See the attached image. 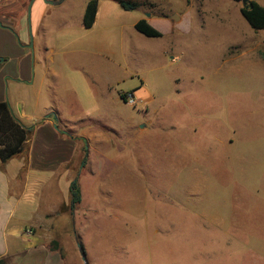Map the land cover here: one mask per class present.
<instances>
[{
    "label": "rangeland",
    "instance_id": "obj_1",
    "mask_svg": "<svg viewBox=\"0 0 264 264\" xmlns=\"http://www.w3.org/2000/svg\"><path fill=\"white\" fill-rule=\"evenodd\" d=\"M29 1L14 13L22 20L16 34L0 28V56L8 58L0 64V101L40 114L52 87L63 114L106 113L107 89L87 73L90 50L109 61L113 77L136 70L113 85L108 101L144 84L150 103L109 102L116 117L106 113V125L124 135L114 132L110 147L95 151L76 140L69 167L80 203L70 210L68 197L31 230L36 240L22 242L49 243L67 264H264V29L249 26L242 2L123 0L136 4L124 10L97 0L98 23L87 30V0H50L46 30L33 38ZM147 16L184 26L173 36L171 65L157 52L169 40L166 20L151 19L163 39H149L146 55L132 53L140 43L129 31Z\"/></svg>",
    "mask_w": 264,
    "mask_h": 264
},
{
    "label": "crops",
    "instance_id": "obj_2",
    "mask_svg": "<svg viewBox=\"0 0 264 264\" xmlns=\"http://www.w3.org/2000/svg\"><path fill=\"white\" fill-rule=\"evenodd\" d=\"M20 1L23 0H0V28L6 30L10 36L12 33H17L22 21L21 18L14 17L15 12L19 14ZM50 6L43 2V0H33L29 13L33 38L38 34L43 36L42 34L46 30ZM96 15L91 27L85 28L82 23L84 29L92 30L97 26L98 20ZM153 18L166 20L169 24V29L165 34V37L169 36V40L165 45H160L157 52L166 61L167 65H171L175 60L170 55L173 53L175 46L173 36L176 33L180 34L181 31L184 33V26H180V22L173 24L169 19L164 17L147 16L145 20L153 28H156L159 24L151 22ZM137 21L132 24L133 27ZM134 31H129V33L133 39L140 43V46L137 45V47L133 48L134 52H132L137 58L140 57V54L146 55L148 53L146 48L148 49L147 45L151 42L149 39L152 37L143 35L144 38H140L139 35L142 34L137 32L135 28ZM163 36L164 34L161 33L160 37L155 38L163 39ZM8 38L13 43V38ZM142 44L145 48L141 47L143 46ZM48 53L49 55L47 54L48 56L45 58L51 60V52ZM84 53L86 54V58L91 59L89 70H87L88 76L91 80L96 79L98 82L103 83L107 89V98L102 102V108L106 113L110 112V117L114 120L116 116L113 111L112 114L109 110V102L113 103V105H115V102L125 103L120 97L121 93L118 94L117 98L113 96L112 101H108V97H110L109 91L119 80L136 73V70L134 68H131V70L124 69L123 75H127L124 77L123 75L113 77L114 69L107 63L109 61H96L92 57L95 53L90 50H86ZM168 56L171 58V61L166 60ZM7 61L8 58L0 56V64H4ZM46 71L51 75L54 74L51 69L47 68ZM94 83L97 84L96 81ZM143 88L144 84H141L140 87L133 90V94L138 104L146 108L150 103V99L147 98V93L142 91L144 90ZM49 89L53 98L48 107L44 108L40 114L37 112H27L24 102L15 101L14 103H9L6 101L14 118L24 127L31 128V132L20 155L10 159L5 164H1L0 162L1 264H67L63 258L51 255V252L47 250L50 247L49 243H36L35 241L31 244V241L28 240V243H25L22 242V238L34 237L31 235V230L34 227L40 225L42 220L45 221L47 216L56 213L61 203L67 205L69 185L71 183L69 163L79 154V145L76 140L82 139L83 141H88L89 150L95 151V147L101 144H106V146L110 147V141L107 137L116 135L115 133L124 135L125 130L112 126L115 124L106 125L108 122L105 119V112L84 118L63 114L61 107L57 103L59 98L55 95L52 87ZM150 123L151 121L145 122L146 125H150ZM76 127L79 129H76ZM137 128L144 129L145 125ZM83 151L84 153L88 151L86 146L83 147ZM51 223V220H48V224L51 225ZM22 244L28 246L26 250L25 247L22 249ZM39 250L44 251L45 254L37 256Z\"/></svg>",
    "mask_w": 264,
    "mask_h": 264
},
{
    "label": "trees",
    "instance_id": "obj_3",
    "mask_svg": "<svg viewBox=\"0 0 264 264\" xmlns=\"http://www.w3.org/2000/svg\"><path fill=\"white\" fill-rule=\"evenodd\" d=\"M122 9L134 10L136 4L123 0H115ZM235 2L241 0H233ZM97 0H89L86 3L82 23L85 28L91 27L97 11ZM241 16L246 20L253 30L264 29V7L254 1H250L247 8H240ZM134 28L146 37H160L161 33L149 25L145 19L138 20ZM122 98L123 96L120 95ZM31 132V128L24 127L11 113L6 101L0 102V162L7 163L10 159L20 155L25 147V142ZM86 155V151H85ZM81 201L80 188L76 180L69 185V209L73 210ZM1 264V262H0Z\"/></svg>",
    "mask_w": 264,
    "mask_h": 264
},
{
    "label": "built area",
    "instance_id": "obj_4",
    "mask_svg": "<svg viewBox=\"0 0 264 264\" xmlns=\"http://www.w3.org/2000/svg\"><path fill=\"white\" fill-rule=\"evenodd\" d=\"M122 100L130 106H136L137 99L133 92H127L122 94Z\"/></svg>",
    "mask_w": 264,
    "mask_h": 264
},
{
    "label": "water",
    "instance_id": "obj_5",
    "mask_svg": "<svg viewBox=\"0 0 264 264\" xmlns=\"http://www.w3.org/2000/svg\"><path fill=\"white\" fill-rule=\"evenodd\" d=\"M32 2H33V0H30L29 5H28V7H27V14H28V17H29V13H30V8H31V4H32ZM43 2H45V3H47V4H51V5L56 4L55 2H52V1H50V0H43ZM241 2H242L243 7H244V8H247V6L249 5V2H250V1H248V0H241ZM170 18H172V19L175 20V19H177V16L173 15V16L170 17ZM0 26H1V24H0ZM82 259L84 260V256H82Z\"/></svg>",
    "mask_w": 264,
    "mask_h": 264
}]
</instances>
